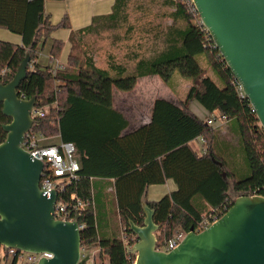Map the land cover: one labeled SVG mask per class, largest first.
<instances>
[{"label": "trees", "instance_id": "1", "mask_svg": "<svg viewBox=\"0 0 264 264\" xmlns=\"http://www.w3.org/2000/svg\"><path fill=\"white\" fill-rule=\"evenodd\" d=\"M45 2L0 0V28L22 38L21 45L0 40V75L9 70L0 83L13 79L29 51L30 66L18 94L26 99L36 96L35 109L47 108L43 117H35L34 132L72 142L78 149L81 169L78 178L65 185L62 198L90 203L81 211L80 221L85 224L81 231L82 247L101 249V263L105 259L108 264H132L136 260L135 255L128 254L121 237L101 235L94 203L96 180L114 179L118 221L135 237L131 245L138 237L130 230L129 220L143 225L142 203L151 185L172 179L178 186L156 202L146 201L156 210L154 221L160 226L158 247H163L176 229L188 233L191 227L197 228L202 217L224 206L226 213L239 196H264V128L249 99L239 96L235 77L191 0H167L172 8L169 17L184 25L171 26L165 49L152 58L138 60L131 75L113 55L109 57V71L99 68L91 57L75 52L76 42L83 36L119 28L129 0H115L110 14L95 16L90 25L70 34L67 69L37 62L39 51L53 31L70 27L68 16L53 25L46 15ZM64 46L63 40L53 39L50 55L54 61L60 59ZM199 56L206 57L217 81L205 74L197 61ZM176 72L193 81L182 104L156 99L151 123L124 135L129 121L114 108L113 89L129 92L138 79L147 76H158L169 84ZM194 100L210 113L219 111L230 122L245 156L247 175L240 178L229 168L227 158L217 153L218 129L191 111L190 103ZM2 109L0 104V144L7 136L4 126L11 122ZM197 139L203 140L205 152L191 146ZM219 144L221 153H227L229 144ZM3 260L2 264H16V259L8 256Z\"/></svg>", "mask_w": 264, "mask_h": 264}, {"label": "water", "instance_id": "2", "mask_svg": "<svg viewBox=\"0 0 264 264\" xmlns=\"http://www.w3.org/2000/svg\"><path fill=\"white\" fill-rule=\"evenodd\" d=\"M192 2L264 128V0ZM30 61L27 51L13 79L0 83L2 112L11 118L4 126L6 139L0 144V246L6 251L53 254L38 264H85L87 258L80 259L79 215L73 222L54 218L58 193L40 191L44 162L22 147L26 133L36 123L32 112L37 97L26 99L18 94ZM142 206L143 225L129 220L138 241L126 249L136 256L135 264H264V196L237 197L209 228L196 232L191 227L168 253L157 250L160 226L154 221L156 210L145 199Z\"/></svg>", "mask_w": 264, "mask_h": 264}, {"label": "rangeland", "instance_id": "3", "mask_svg": "<svg viewBox=\"0 0 264 264\" xmlns=\"http://www.w3.org/2000/svg\"><path fill=\"white\" fill-rule=\"evenodd\" d=\"M167 3V0H129L123 12L121 26L115 30L103 32L100 35L83 36L76 42V54L91 57L99 68L109 71H111L109 57L113 55L116 62L124 65L128 69L127 75H131L138 60L152 58L165 49L167 34L171 26L184 25L182 22L175 23L169 17L172 8ZM56 16L57 13L54 12L52 17L54 22L57 20ZM62 35H64V31L58 34L60 37ZM69 54L70 48L67 46L59 62L54 61L53 64L51 63V67L58 64L67 69ZM197 61L204 69L205 74L217 81V77L210 68L206 57L199 56L197 57ZM110 74L114 76L113 72H110ZM156 80L157 82H150L146 86L142 85V82H137L135 86V88L137 87L136 90L131 93H122L115 90L114 108L126 113L129 112L130 114H133L135 110H139L147 115L152 102L158 97L172 99L180 105L193 83L191 79L183 78L178 72L174 73L169 84H166L160 78H156ZM148 89H150V94L146 95L145 92ZM192 103L193 101L190 103V109ZM193 105H198V107L203 109L197 101H194ZM129 117L131 116L129 115ZM220 117V112L215 111L208 113L203 120L207 121L206 119L210 118L220 121ZM216 129H218L216 133V141L218 142L217 153L222 154L225 159L227 158L229 168L242 178L244 173V176L248 174V168L244 153L239 148L238 137L225 124ZM59 140V138H48L43 144H57ZM221 142L229 144L230 148L227 150L229 155L227 153H221L219 150V143ZM194 146L195 148H201L198 140L195 141ZM77 159L80 160L79 153H77ZM115 218L117 219V216ZM112 229L116 234L115 236H119L120 231L117 220H113ZM3 255L4 249L0 246V264L4 262ZM104 264H108L107 259H105Z\"/></svg>", "mask_w": 264, "mask_h": 264}, {"label": "built area", "instance_id": "4", "mask_svg": "<svg viewBox=\"0 0 264 264\" xmlns=\"http://www.w3.org/2000/svg\"><path fill=\"white\" fill-rule=\"evenodd\" d=\"M39 55L40 54H38V56ZM50 58L52 61H54L51 55ZM57 66L60 67L59 65ZM8 71H9L8 69L4 70V72H2L0 75V79ZM234 83L239 96L241 98L247 97L246 94L244 93L242 84L236 78ZM46 113H47V108H43V109L34 108L32 112V117L34 119L36 116L43 117ZM220 118H221L220 119L221 122L217 121L216 119H210V118L206 119L207 120L206 122L208 123L209 126L213 128H218L222 125V122H226L227 120L223 116H221ZM46 140H48L47 137H45L41 133L34 132L32 128L29 132L26 133L24 141L22 143V147L24 150L32 154L35 158L42 160L44 162V170L42 172V177L40 180V191L43 192L54 189L58 193V197L55 202V207L53 212L54 218L56 220H60L63 222H73L76 216L79 215L78 229L82 231L85 229V224L81 223L80 221L81 211L84 210L85 207L89 206L90 203H85L83 201H77L73 203L66 201L65 199L62 198L65 185L71 182L72 180L77 179L78 172L81 169V161L77 159L78 149L76 145L72 142H63L62 140H59L57 144H43L44 141ZM223 208L226 209L225 206ZM223 208H220L219 210L214 211L213 213L202 217L195 231L202 232L207 228H209L214 222H216L219 219L218 218L219 214H223V213L225 214L224 212L225 210ZM186 235L187 233L185 231L181 229H176L172 237L165 243L163 247L157 246V250L166 253L172 251L184 240ZM122 240L126 246H131L132 242L135 241V237L132 236L131 234H128L124 230L122 234ZM100 250L101 249L99 248L93 249L86 246L81 247L80 259L87 258L85 264H104L105 261L101 263L98 257ZM5 256H8L10 259H16V264H38L41 258H52L53 254L49 252L35 254V253H28L11 248L8 251L4 249L3 258ZM135 263L136 260L132 264Z\"/></svg>", "mask_w": 264, "mask_h": 264}, {"label": "crops", "instance_id": "5", "mask_svg": "<svg viewBox=\"0 0 264 264\" xmlns=\"http://www.w3.org/2000/svg\"><path fill=\"white\" fill-rule=\"evenodd\" d=\"M114 3H115V0H46L45 12H46V15L50 16L51 23L53 25H57L58 23L62 21V19L65 16H68L70 27L68 29L61 28V29H57L53 31L51 37L46 42L44 48L39 51L40 55L37 59V62H40V64L45 65V66L46 65L51 66V63L52 64L54 63V61H52L50 58V47H51L53 39L63 40L65 43L64 50L65 48H67V46L71 50V45L69 42L70 34L72 32H75L81 28H84L90 25L95 16L110 14L113 10ZM53 11L57 13V16H56L57 20L55 22L53 21V18H52L53 13H54ZM61 31H64V35H62V37L58 36V34H60ZM0 40L11 42L13 44H18V45L22 44L21 36L13 34L1 28H0ZM55 62H59V60ZM59 66L64 68V66L62 65H59ZM156 78L158 79L160 77L147 76V77L138 79L137 82L138 83L142 82V85L146 86L150 82H153V81L157 82ZM136 88H134L133 90L129 92H124V93L134 92ZM115 90L117 89L116 88L113 89V104H114ZM149 90L150 89H148L145 92L146 95L150 94ZM156 99H166L176 105H179L177 102L173 101L172 99L162 98V97H158ZM155 100L152 102L150 111L147 115H145L143 112L139 110H135L133 114L132 113L130 114L129 112L126 113L122 110L117 109L129 121L128 128L123 132L124 135L134 132L140 127L151 123L152 108H153V104ZM194 101L191 105V110L193 111L195 115H197L200 119L203 120L204 117H206L208 113L210 112L206 110L202 105L201 106L203 107V109L201 107H198V105H193ZM129 115L131 117H129ZM223 124H225L226 127H229L230 122L226 121L222 123V125ZM197 140L200 142L201 148L200 149L195 148L194 143L196 140L191 143V146L195 148L196 150H198L199 152H204L205 148L203 146L202 139H197ZM108 182H110V184H108ZM177 188L178 186L175 183V181L172 179H169L164 184L149 186L147 190L146 198L144 199L145 201H148V202H156L160 200L163 196L176 191ZM96 198L97 199H95L94 203L97 209V219H98V224L100 228V233L104 237L113 238L115 237L116 234L114 230L112 229V223H113V220H117V221L119 220V211L116 207V200H115L114 179H110L108 181L96 180ZM115 216H117V219L115 218ZM118 227L120 231L119 237L122 238V234L125 228L121 225L119 221H118Z\"/></svg>", "mask_w": 264, "mask_h": 264}]
</instances>
